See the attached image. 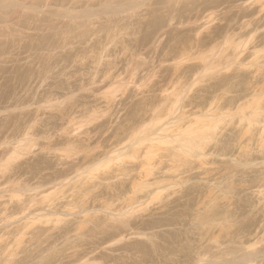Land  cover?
Here are the masks:
<instances>
[{
    "label": "rangeland",
    "instance_id": "obj_1",
    "mask_svg": "<svg viewBox=\"0 0 264 264\" xmlns=\"http://www.w3.org/2000/svg\"><path fill=\"white\" fill-rule=\"evenodd\" d=\"M0 166V264H264V0H0Z\"/></svg>",
    "mask_w": 264,
    "mask_h": 264
},
{
    "label": "bare ground",
    "instance_id": "obj_2",
    "mask_svg": "<svg viewBox=\"0 0 264 264\" xmlns=\"http://www.w3.org/2000/svg\"><path fill=\"white\" fill-rule=\"evenodd\" d=\"M238 54H239V53H238ZM69 146H70V145H69ZM9 158H11V157H8L7 159L9 160ZM1 160H2V159H1ZM3 161H4V160H3ZM5 162H6V161H5ZM1 166H2V165H1ZM1 166H0V167H1ZM158 180H159V179H158ZM158 180H156V181H158ZM16 182H17V181H16ZM18 182H19V180H18ZM158 182H159V181H158ZM41 183H42V182H41ZM151 183H153V182H151ZM18 184H19V183H18ZM39 184H40V183H39ZM46 184H47V183H46ZM29 185H30V184H29ZM29 185H28V186H29ZM25 186H26V185H25ZM48 187H49V186H48ZM27 189H28V187H27ZM29 189H30V188H29ZM30 191L32 192L31 189H30ZM30 191H29V192H30ZM34 193H35V192H34ZM35 195H36V193H35ZM35 195H34V197H35ZM31 200H32V199H31ZM29 201H30V200H29ZM37 211H38V210H37ZM85 261H86V260H85ZM89 262H90L89 260L86 261V262L83 261L82 264H88ZM91 263H92V262H91ZM91 263H89V264H91ZM79 264H80V263H79Z\"/></svg>",
    "mask_w": 264,
    "mask_h": 264
}]
</instances>
